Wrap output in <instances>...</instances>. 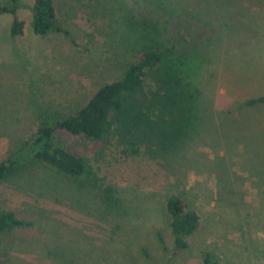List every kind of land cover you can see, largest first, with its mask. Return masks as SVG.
I'll use <instances>...</instances> for the list:
<instances>
[{"label":"rangeland","instance_id":"obj_1","mask_svg":"<svg viewBox=\"0 0 264 264\" xmlns=\"http://www.w3.org/2000/svg\"><path fill=\"white\" fill-rule=\"evenodd\" d=\"M53 1L68 35L33 33L34 0H17L18 36L0 14V161L29 150L40 115L74 112L150 45L195 58L193 110L172 150L136 110L103 139L65 136L86 160L78 182L21 161L0 183V211L25 224L0 232V264H264V103L245 104L264 94V0ZM162 103L137 110L181 122ZM171 193L199 216L174 255Z\"/></svg>","mask_w":264,"mask_h":264},{"label":"trees","instance_id":"obj_2","mask_svg":"<svg viewBox=\"0 0 264 264\" xmlns=\"http://www.w3.org/2000/svg\"><path fill=\"white\" fill-rule=\"evenodd\" d=\"M16 10L17 0L0 4V14L13 15L10 27L12 37L23 32V21L17 18ZM31 11L30 24L34 34L45 36L55 32L68 35V30L57 19L53 0H34ZM194 60L195 58L188 55H175L171 48L157 49L151 45L144 48L139 57L126 66L120 77L100 86L74 112L53 118L40 115L29 150L18 155H8L0 161V183L8 176L17 173L20 170V162L28 158L72 182L80 181L87 169L86 160L71 150L65 136L103 139L113 131L116 120L119 121L121 130L129 129L130 113L134 110L136 114L140 113L143 120L149 121L147 124L152 128H161V134L155 133V136L162 138L165 143L164 149L172 150L171 148L177 143L176 140H179L178 138L186 130L185 127L189 124L188 120L193 110L194 91L190 82L185 81L184 77H190L195 71ZM153 73L159 74V82L157 86L149 85L146 89L147 81ZM160 90L163 91L162 94L159 93ZM153 96L158 102H163L164 111L177 110L174 112H178L182 117L181 122L174 121L170 127L166 125V121L162 124L158 119L146 120V112H141L137 108L141 102L150 100ZM256 103H264V94L257 98H249L245 102L248 106ZM140 115L137 114L139 120ZM127 144L130 146L126 148L127 153L139 152L136 140L128 139ZM103 198L109 200L108 196ZM165 210L170 217L169 225L173 238L171 254L174 255L189 246L187 238L198 229L199 216L194 210L189 209L186 201L176 193L167 196ZM24 224L25 222L17 218L13 211H0V232ZM203 262L219 264L209 255L204 256Z\"/></svg>","mask_w":264,"mask_h":264}]
</instances>
